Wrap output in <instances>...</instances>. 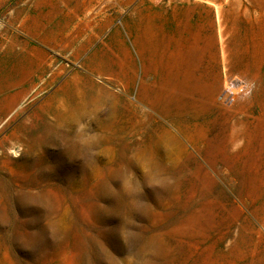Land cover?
I'll list each match as a JSON object with an SVG mask.
<instances>
[{
  "label": "rangeland",
  "instance_id": "374dc122",
  "mask_svg": "<svg viewBox=\"0 0 264 264\" xmlns=\"http://www.w3.org/2000/svg\"><path fill=\"white\" fill-rule=\"evenodd\" d=\"M0 264H264V0H0Z\"/></svg>",
  "mask_w": 264,
  "mask_h": 264
},
{
  "label": "crops",
  "instance_id": "0c3cea01",
  "mask_svg": "<svg viewBox=\"0 0 264 264\" xmlns=\"http://www.w3.org/2000/svg\"><path fill=\"white\" fill-rule=\"evenodd\" d=\"M177 5H180L181 7H178L175 9V12H174V17L175 19L174 20H169L168 18L165 19V20H162V24H157L156 23V20L153 18V17H150L149 20H147L148 22V26L151 27V28H155V30H158V29H164V30H168V31H174L175 29H178L179 28V23L180 21L177 19L178 15L181 14V10H184L186 8L185 4L183 3H176ZM178 20V21H177ZM185 52H182V60L180 62H175L174 61V58H175V55L178 54V52H172V51H169L167 52V62H166V66L165 68L171 70L172 72H175L176 70H182V74L184 75L185 74V71L188 70V68L190 67L188 64V62H186L184 60V54ZM131 57H134L131 55ZM140 57L141 59H144V58H148L147 55H143L140 54ZM149 58L153 59L154 61H159V52L158 51H152ZM202 65V66H201ZM159 68V67H158ZM205 66H204V63H199L198 66L195 68L198 70L199 74H200V70L201 69H204ZM147 75V74H145ZM142 78H144V75L142 76ZM119 80H138V68L135 66V67H127V66H122L120 67L119 69ZM176 83H181V84H184V85H189L190 83H192L194 80H175Z\"/></svg>",
  "mask_w": 264,
  "mask_h": 264
},
{
  "label": "built area",
  "instance_id": "2783aa9c",
  "mask_svg": "<svg viewBox=\"0 0 264 264\" xmlns=\"http://www.w3.org/2000/svg\"><path fill=\"white\" fill-rule=\"evenodd\" d=\"M192 2H205L206 0H188ZM251 84L246 79L238 75H225L224 90L219 98L223 102H229L231 99L249 93Z\"/></svg>",
  "mask_w": 264,
  "mask_h": 264
},
{
  "label": "bare ground",
  "instance_id": "6f19581e",
  "mask_svg": "<svg viewBox=\"0 0 264 264\" xmlns=\"http://www.w3.org/2000/svg\"><path fill=\"white\" fill-rule=\"evenodd\" d=\"M219 21V20H218Z\"/></svg>",
  "mask_w": 264,
  "mask_h": 264
}]
</instances>
